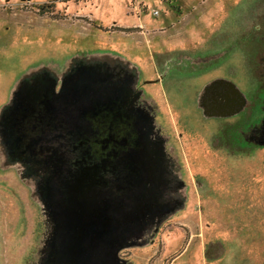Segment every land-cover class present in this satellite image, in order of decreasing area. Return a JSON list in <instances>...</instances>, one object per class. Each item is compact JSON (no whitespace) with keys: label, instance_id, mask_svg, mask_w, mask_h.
<instances>
[{"label":"rangeland","instance_id":"374dc122","mask_svg":"<svg viewBox=\"0 0 264 264\" xmlns=\"http://www.w3.org/2000/svg\"><path fill=\"white\" fill-rule=\"evenodd\" d=\"M0 264H264V0H0Z\"/></svg>","mask_w":264,"mask_h":264}]
</instances>
